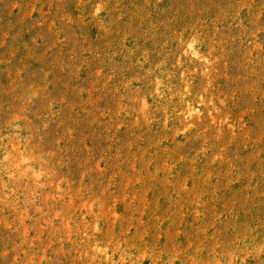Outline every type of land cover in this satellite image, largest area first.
<instances>
[{
    "label": "rangeland",
    "instance_id": "374dc122",
    "mask_svg": "<svg viewBox=\"0 0 264 264\" xmlns=\"http://www.w3.org/2000/svg\"><path fill=\"white\" fill-rule=\"evenodd\" d=\"M0 264H264V0H0Z\"/></svg>",
    "mask_w": 264,
    "mask_h": 264
}]
</instances>
